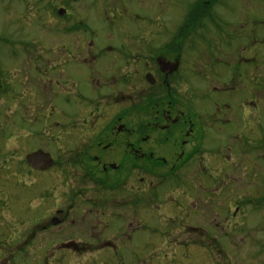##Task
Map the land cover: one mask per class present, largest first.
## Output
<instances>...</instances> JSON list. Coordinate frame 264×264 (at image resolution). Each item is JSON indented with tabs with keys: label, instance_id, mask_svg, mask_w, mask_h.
Here are the masks:
<instances>
[{
	"label": "rangeland",
	"instance_id": "1",
	"mask_svg": "<svg viewBox=\"0 0 264 264\" xmlns=\"http://www.w3.org/2000/svg\"><path fill=\"white\" fill-rule=\"evenodd\" d=\"M7 1L16 3L19 0H0V264H264V0H183L182 5L180 0H173L168 8L167 4L161 5V0L160 4L158 0H135L134 7H130L134 1L123 0L128 12L134 10L146 15L134 23L122 20L124 15L117 9L109 19L94 13L89 7L94 0L71 6L70 10L76 16V29L83 28L79 22H84L82 18H85L95 31L89 42L95 46L124 44L132 47L146 35L136 36L140 29H158V22L165 24L169 17L172 35L181 23L186 25L181 32L187 35L186 63L189 68L202 70L203 76L199 78L194 75L196 72L192 73V78L195 76L196 79L189 82V87L194 93L189 92L186 96L184 111L191 109L205 113L206 109L213 108L214 100L225 101L226 97H218L213 88L227 87L223 85L224 81H230V78L225 80L227 74L236 73L234 83L229 86L235 89L230 103L235 110V121L222 125L219 132L216 131L220 127L213 132L204 119L198 123L202 131L209 128L203 147L209 151L207 156L219 154L211 164L212 172L232 173L228 181L235 193L221 195L218 202L220 227L217 230L211 228V220L216 221L212 219L216 209L213 202H206L204 197L202 205H211L212 212L208 213V221L199 222L204 229L202 235L200 231L187 228L182 236L174 235L169 239L167 219L152 211L151 215L145 212L144 217L133 219L135 226L148 228L141 230L137 239L124 244L119 232L106 237L98 233L104 226H111L110 219L103 218L100 213L98 216L102 218H93L97 207H92L90 212L88 199L93 197L88 184L80 180L84 166L73 167L70 162L67 145L70 138L66 132L69 126L83 125V119L79 116L76 121L70 119L69 105L56 103L51 95H25L22 85H13L11 92L4 89L10 85V76L6 73L8 63L14 61L6 51L10 45L25 41L33 47L26 56L17 57L11 66L12 74L22 75L24 62L30 55L42 57L44 66L54 60L53 51L57 46L82 45L89 39L76 35L73 40L60 31L47 34L41 32L43 27H37V24L36 34L18 36L20 31L28 33L27 26L22 23L18 33L11 31L7 19L12 12L4 6ZM46 1L51 6L41 14L42 20L46 19L47 12H52L54 4L58 7L64 3L63 0H44L42 4ZM105 1L110 11L117 4L116 0ZM17 12L21 13L20 10ZM17 12L12 15H19ZM181 13L185 16L183 20ZM155 20L156 24L152 26L151 22ZM107 29L113 30L106 34ZM118 30H127L129 34L117 36ZM180 31L181 28L178 33ZM172 35L171 46L175 39ZM66 57L60 55L58 61L63 62ZM21 60L23 62H18ZM219 72L223 76L218 75ZM215 75L219 77L217 80ZM139 86L144 88L143 84ZM48 91L51 90L45 92ZM137 101L139 114L126 120H132L138 126L146 125L151 102L147 97ZM129 102H123V109L130 106ZM193 119L196 122L194 115ZM229 144L230 150L225 147ZM40 148L48 151L55 161L45 174L32 169L25 159L27 153ZM224 150L227 152L223 156L229 155L228 161L222 158ZM75 190L81 193L71 201ZM238 200L241 201L238 204L240 210L233 219L235 223H222L226 217V213L221 212L223 206ZM57 210L70 212L62 224L52 225L51 219L58 216ZM86 222L92 223L94 233L82 229ZM118 224H121L119 220L114 222V225ZM88 234H91L90 238ZM107 242L111 245H106Z\"/></svg>",
	"mask_w": 264,
	"mask_h": 264
},
{
	"label": "flooded vegetation",
	"instance_id": "2",
	"mask_svg": "<svg viewBox=\"0 0 264 264\" xmlns=\"http://www.w3.org/2000/svg\"><path fill=\"white\" fill-rule=\"evenodd\" d=\"M84 1L86 0H63L64 3L58 7L54 4L52 12L46 13L45 20L41 19V14L51 6L48 1L45 4H42L44 0L4 3V6L9 7V12H12H8L11 16L7 19L11 31L18 33L22 23L27 26L28 33L20 31L18 36L36 34L37 24V27H43L41 32L47 34L60 31L73 40L76 35L89 39L82 45L57 46L53 51L54 60L52 63L49 62V65L43 66L42 57L38 54L30 55L24 62L25 71L20 68L23 70L22 75H18V72L12 74L11 66L17 57L21 58V54L26 56L33 47L25 41L10 45V49L6 51L14 61L8 63L6 73L10 76L8 79L10 85L4 89L11 92L13 85H22L25 95H51L56 103L63 102L69 105L70 119L76 121V116L83 119V125L74 124L68 127L66 133L70 140L67 145L72 166L78 168L84 166L80 180L88 184L89 193L91 192L90 195L93 197L88 199L90 212L92 207H97L95 216L92 214L93 218L110 219L111 226H104L98 232L103 237L119 232L124 240L123 244L128 240L137 239L140 231L148 227L135 226L133 219L144 217L145 212H150L151 215L152 211L158 212L160 218L167 219L169 239L174 235L182 236L187 228L191 231H200L202 235L204 229L199 222L210 219L208 213L212 212L210 210L212 206L216 209L212 219L216 221L211 220V228L217 230L220 227L217 220L220 196L235 193L228 181L232 173H213L211 164L218 159L219 154L215 153L216 157H208L209 151L203 147L209 128L214 132L216 127H220L216 131L219 132L223 129L222 125L235 121V110L230 104L235 89L229 86L230 83H234L236 73H226L228 77L225 80L230 78V81L223 80V85L227 87L213 88L218 97H226V103L216 99L213 101V108L206 109L205 113L191 109L184 111L182 107L186 96L189 92L194 93L189 87V82L191 83L197 76H200L199 78L203 76L202 70L197 71L194 67L187 66V35L181 33L186 25L181 23L180 33L178 28L172 35L169 17L165 24L162 22L160 25L158 22L157 25L160 26L158 29H140L135 35L141 33L146 35L141 36L138 43L132 47L124 44L95 46L89 43L92 42L91 38L96 34L95 31L90 28L85 18H82L84 22H79L83 28L76 29L74 24L76 16L70 10L72 5ZM122 1L116 0L117 4L111 7L113 9L111 11L107 9L105 0H94L89 7L105 19H109L115 9L121 12L120 15H124V18L121 17L122 20L131 23L146 18L145 14L142 16V13L134 10L128 12V7ZM131 1L134 3H131L130 7H134L135 0H127L128 3ZM171 1L173 0H161V5L167 4L168 8ZM158 2L160 4V0ZM180 4H183V0H180ZM18 10L21 13L17 12ZM14 12L19 15H12ZM147 16L151 19L149 15ZM180 16L182 20L185 17L182 13ZM155 24L156 20L151 22L152 26ZM107 30L105 33L109 34L113 29ZM122 33L129 34L127 30H118L116 34L120 36ZM171 35L175 38L172 46ZM63 47L66 50H61ZM95 48L97 50H93ZM57 53L67 56L66 59L63 62L58 61L60 55ZM222 63L228 64L227 61ZM194 72L196 77L192 78ZM219 73L217 74L223 76ZM215 77L216 80L219 78L217 75ZM140 84L144 85L143 89H140ZM48 89L51 91L45 92ZM127 89H130V92ZM195 91L200 93V90ZM140 97H147L150 100L151 113L148 123L138 126L132 120L126 119L139 114V102L136 100ZM125 100H129L131 104L123 109ZM107 115H110L109 120L105 122ZM201 119L209 126L206 131L198 128ZM234 137L233 135L230 139L233 141ZM225 147L231 149L230 144ZM226 152L224 150L222 156ZM28 154L25 155V159ZM222 158L228 161L229 155ZM26 162L28 163L27 159ZM188 167L190 169L187 170ZM49 169L37 172L45 174ZM80 193L79 190L73 192L71 201L76 200L74 198ZM204 197L207 198L206 202L212 201L213 205L203 206ZM240 202L238 200L231 203L232 205L223 206L221 212H225L226 217L222 223L231 225L235 223L233 219L240 210L238 205ZM56 212L61 216L56 217L61 221L59 224H62L70 211ZM99 213L102 217L98 216ZM162 213L165 215L162 216ZM54 217L51 219L52 225ZM118 220L121 224L114 225ZM91 222L83 224L82 229H89L94 233ZM88 235L90 238L91 234ZM106 245L111 243L107 242Z\"/></svg>",
	"mask_w": 264,
	"mask_h": 264
},
{
	"label": "water",
	"instance_id": "3",
	"mask_svg": "<svg viewBox=\"0 0 264 264\" xmlns=\"http://www.w3.org/2000/svg\"><path fill=\"white\" fill-rule=\"evenodd\" d=\"M28 163L38 170H46L52 166L54 160L50 153L43 150H37L35 152L29 153L26 156ZM54 223H59V220L56 218L53 219Z\"/></svg>",
	"mask_w": 264,
	"mask_h": 264
}]
</instances>
